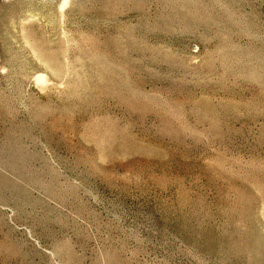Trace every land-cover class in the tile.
Instances as JSON below:
<instances>
[{
	"label": "rangeland",
	"instance_id": "1",
	"mask_svg": "<svg viewBox=\"0 0 264 264\" xmlns=\"http://www.w3.org/2000/svg\"><path fill=\"white\" fill-rule=\"evenodd\" d=\"M0 264H264V0H0Z\"/></svg>",
	"mask_w": 264,
	"mask_h": 264
}]
</instances>
